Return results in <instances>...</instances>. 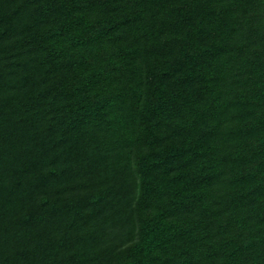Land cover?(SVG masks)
Instances as JSON below:
<instances>
[{
    "label": "trees",
    "instance_id": "trees-1",
    "mask_svg": "<svg viewBox=\"0 0 264 264\" xmlns=\"http://www.w3.org/2000/svg\"><path fill=\"white\" fill-rule=\"evenodd\" d=\"M0 264H264V0H0Z\"/></svg>",
    "mask_w": 264,
    "mask_h": 264
}]
</instances>
